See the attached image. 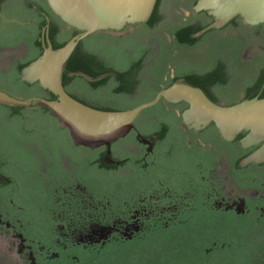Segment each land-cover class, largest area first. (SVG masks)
Segmentation results:
<instances>
[{
    "label": "flooded vegetation",
    "instance_id": "obj_1",
    "mask_svg": "<svg viewBox=\"0 0 264 264\" xmlns=\"http://www.w3.org/2000/svg\"><path fill=\"white\" fill-rule=\"evenodd\" d=\"M43 1L0 0V74L11 72L19 60L29 55L31 46L27 40L40 17L50 21L46 11L39 8ZM167 1L171 19L167 27L160 28L167 20ZM195 1L198 0H162V20L151 29H144L145 22L127 25L121 31L100 30L126 37L122 51L128 56L145 55L141 82L133 96H147L149 88L161 79L193 83L189 81L192 78L198 81L193 84L221 104L232 105L245 98L244 88L261 68V52L264 53L262 48L250 54L249 44L255 38L264 39V32L252 34L246 30L250 24L243 20L237 26L231 20L208 34L203 43L174 44L172 29L193 19L208 22L211 17L206 11H194ZM70 27L67 24L66 28ZM18 37L22 38L17 43L7 44ZM93 90L107 97L110 85L105 83ZM47 95L44 92L42 97ZM36 96L40 95L30 98ZM160 102L168 114L179 120L185 145L179 143V135H173L164 146L158 144L159 139L152 146L140 142V126L158 117L152 114L139 123L137 118L136 129L126 137L135 135L138 142L127 140L122 145L124 157L114 152L113 143L111 153L107 149L100 157L103 164L120 167L116 178L104 187L107 194L103 197L91 185L97 173L83 159L66 152L58 134L45 124L34 123L32 116L18 119L9 108L0 110V232L18 241L24 262L49 264L50 259L61 254L46 240L52 239L64 251L71 245L102 247L112 241L139 237L154 219L166 228L186 225L193 234L191 239L211 241L214 246L219 237L213 236L214 232L208 236L209 232L203 230L205 220L220 227L225 216H236L264 225V163L237 170L233 155L238 153L232 145L237 137L227 141L220 132L219 139L205 137L212 123L199 132L184 124L182 112L189 107L187 102ZM153 136L157 135L146 138ZM256 147L243 148L240 144L239 149ZM168 149H172V155H168ZM108 158L120 163H108ZM141 166L149 168L148 181L146 174L138 172ZM213 250L209 247L205 252Z\"/></svg>",
    "mask_w": 264,
    "mask_h": 264
},
{
    "label": "trees",
    "instance_id": "obj_2",
    "mask_svg": "<svg viewBox=\"0 0 264 264\" xmlns=\"http://www.w3.org/2000/svg\"><path fill=\"white\" fill-rule=\"evenodd\" d=\"M161 1H157L155 10L144 27L145 30L151 29L161 22L162 16L159 14ZM196 3L197 1L194 2V4ZM29 6L33 8V3L30 2ZM39 8L46 11L50 18L49 35L54 48L63 46L80 32L75 27L67 29V23L53 12L47 0H44L39 5ZM232 22L238 26L243 24V19L239 16L234 18ZM47 23L46 16H41L34 34L27 40L31 46L29 55L25 59L19 60L11 72L0 74L1 90L17 97L21 95L24 99L30 98L33 95L42 96L44 92L48 94L44 96L47 99L57 98L52 92L42 88L39 82L30 84L20 78L23 67L43 53L41 36L43 28L46 27ZM208 24L204 18L183 22L171 31L174 35V44L192 46L203 43L205 37L216 29L207 32L200 38H192L191 34L201 30ZM246 30L252 34L263 33L264 23L256 26L246 25ZM21 38L18 37L14 41H9L7 44H15ZM126 42V37L112 36L111 34L105 33V31L95 32L82 39L68 62V70L63 75V84L67 92L76 99L98 109L124 110L154 99L160 90L170 86L174 82V79L166 82L161 79L149 88L147 96H133L137 92L138 84L141 82L140 72L145 55L138 57L128 56L122 51ZM261 55V68L244 88L246 93L245 98H253L255 96L264 97V53L261 52ZM78 70H83L94 77L107 71H116L118 77L110 76L101 81L88 82L83 77L69 75L70 71ZM189 81L198 83V81L196 82L192 78ZM105 83L110 85L109 95L102 97L100 94H96L93 89ZM116 96L118 97L116 98ZM211 99L214 100L213 98ZM214 101L216 102V100ZM7 108L12 113H15L18 119L32 116L35 119L34 123L45 124L53 132L58 134L65 151L75 158L83 159L82 161L86 166H92L93 170L97 173L95 177L97 179H92L91 182L97 194L101 197L107 194L104 187L116 178V174L120 170L119 166L107 165L100 162V157L106 153L107 147L92 150L74 146V142L68 131L63 130L58 125L56 117L45 107L31 109L25 106L9 107L0 104V110ZM152 114L156 115L158 120L153 119L144 126H140V132L143 136L159 135L158 144L164 146L166 142L171 140L173 135H179L182 138L179 140V143L185 145L184 133L178 128L179 120L166 112L162 102L145 109L138 117L137 123H139L141 118L148 117ZM204 135L205 137L213 136L215 139L220 138L219 131L214 123H212ZM245 135L246 132L240 133L232 143L238 153V155H233L234 166L237 170L243 171L245 170L237 167L238 162L252 151V149H239L241 144L240 139ZM127 140L138 142L135 135H133L113 143L114 152L120 154V158L125 155L122 145ZM166 152L168 155H172V149H168ZM137 161H142L141 156L137 155ZM139 168L141 169L138 172L146 174L148 181L149 168L143 166ZM99 184H102V186ZM113 209L115 212H119L117 210L118 208L113 207ZM153 221L152 226L146 227V230L139 237H135L132 240L121 239L112 241L102 247L98 245L96 248L90 247L85 249L82 246L71 245L68 250L64 251L61 245L52 242V239L51 241L46 240L45 242L48 246L57 248L61 252L60 255L50 259L48 263L264 264V225L257 223L254 219L225 216L220 227L212 225L211 220H205L206 225L203 224V230L209 232L208 236H212L214 232L213 236L219 237V242L216 246L211 241L191 239V235L193 234H189L186 225L166 228L163 224L158 223L156 219ZM56 235L58 234L56 233ZM209 247H213L214 250L207 254L205 249ZM3 260L0 256V264H6ZM23 264L32 263L27 260Z\"/></svg>",
    "mask_w": 264,
    "mask_h": 264
},
{
    "label": "water",
    "instance_id": "obj_3",
    "mask_svg": "<svg viewBox=\"0 0 264 264\" xmlns=\"http://www.w3.org/2000/svg\"><path fill=\"white\" fill-rule=\"evenodd\" d=\"M157 1L47 0L55 14L80 32L63 46L54 48L48 20L43 29V53L23 67L20 78L30 84L39 82L42 88L57 98L36 96L24 99L0 89V104L45 107L56 117L59 126L69 131L74 144L92 149L106 146L110 154L112 143L136 129V120L145 109L162 100L170 103L185 101L189 107L182 112V120L188 128L199 132L214 123L227 141H233L240 133L246 132L240 140L242 147H257L240 159L238 167L264 163V97L244 98L235 104L224 105L212 100L200 86L179 79L160 90L150 101L124 110H102L76 99L65 89L64 72L68 70V62L82 39L100 30L121 31L127 25L148 22ZM193 9L196 12L206 11L211 17L207 26L191 34L192 38H200L211 30L223 28L239 16L250 25L264 23V0H198ZM69 75L83 77L88 82L118 77L116 71L94 77L78 70L70 71ZM137 138L152 146L159 135L148 139L138 133ZM108 163L120 162L108 158Z\"/></svg>",
    "mask_w": 264,
    "mask_h": 264
},
{
    "label": "rangeland",
    "instance_id": "obj_4",
    "mask_svg": "<svg viewBox=\"0 0 264 264\" xmlns=\"http://www.w3.org/2000/svg\"><path fill=\"white\" fill-rule=\"evenodd\" d=\"M165 12L167 15V20L165 23L161 25L160 28L167 27L172 14L170 2L167 1L164 4ZM264 45L263 38H255L253 39L248 48V52L250 54H255L257 52H261ZM18 241L12 238L10 235L0 232V256L6 264H23L25 260V255H19L18 252Z\"/></svg>",
    "mask_w": 264,
    "mask_h": 264
}]
</instances>
